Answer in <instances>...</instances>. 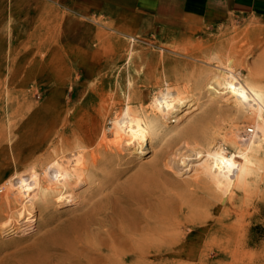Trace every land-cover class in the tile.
I'll use <instances>...</instances> for the list:
<instances>
[{
    "label": "rangeland",
    "instance_id": "rangeland-1",
    "mask_svg": "<svg viewBox=\"0 0 264 264\" xmlns=\"http://www.w3.org/2000/svg\"><path fill=\"white\" fill-rule=\"evenodd\" d=\"M132 49L135 57L141 56L133 74L150 72L146 84L136 80L132 88L138 84L148 99L163 89L166 81L175 90L198 95V84L219 65L213 61L216 56L226 65L232 61L243 77L255 73V81L264 84V26L254 21L237 20L209 34L200 33L194 44L175 49L161 46L152 36L120 34L105 21L77 17L42 0H0V226L12 211L5 205L8 180L17 172L29 173L32 167L41 172L53 158L62 156L66 130L89 135L101 125L114 102L119 104L118 98L129 93L127 57ZM82 52L86 54L80 58ZM203 117L211 133L227 136L235 126H240L242 136L248 128L256 131L253 117L237 114L228 106L220 110L211 103L168 129L179 126L184 130ZM169 131L163 133L164 145L173 140ZM181 144L172 145L171 156ZM125 154L124 161L136 159ZM155 154L148 153L120 183L134 177ZM259 158L261 166L246 188L236 189L227 198L200 184L194 173L176 178L183 186L172 191L177 212L173 216L176 225L168 231L172 234L167 233L170 241L161 244L158 259L144 263L264 264V147ZM94 188L84 185L77 190L82 198L78 205L58 207L54 203L49 215L40 210L30 228L32 234L6 238L0 227V263L29 253L69 218L80 214L79 207L88 200L83 196L88 198ZM180 209L189 223H180ZM224 250L240 252L225 256ZM136 263L129 259L123 264Z\"/></svg>",
    "mask_w": 264,
    "mask_h": 264
},
{
    "label": "bare ground",
    "instance_id": "bare-ground-1",
    "mask_svg": "<svg viewBox=\"0 0 264 264\" xmlns=\"http://www.w3.org/2000/svg\"><path fill=\"white\" fill-rule=\"evenodd\" d=\"M85 54L82 52L80 58ZM140 59L133 49L129 52V93L118 98L119 104L114 102L101 125L89 135L66 130L62 156L53 158L41 172L32 167L29 173L17 172L8 180L5 205L12 211L0 226L6 238L32 234L35 214L42 210L49 215L54 203L58 207L78 205L82 198L76 192L84 185H95V190L88 198L83 196L88 200L78 206L80 214L69 218L29 253L0 264H123L129 259L146 264V260L161 256V244L169 243L167 233L176 225L172 191L183 186L176 178L194 173L200 184L227 198L236 189L246 188L257 173L259 151L264 147V84L255 81V73L243 77L232 61L226 65L216 56L213 61L219 65L198 84V95L175 90L166 81L164 88L148 99L138 84L132 88L133 81L146 84L150 79L147 70L142 76L133 74ZM210 103L220 110L228 106L237 114L253 117L256 131L249 135L248 128L242 136L240 126H235L227 136L211 133L206 117L184 130L178 126L169 131L170 124L179 125L201 105ZM168 131L173 140L164 145ZM177 142L182 144L171 156L172 145ZM126 152L136 159L124 161ZM150 152H156L154 160L141 166L129 181L120 183L122 176ZM17 203L18 208L14 207ZM179 212L180 223H189L182 217V209ZM235 250L221 253L228 256L240 252ZM84 256L90 260H83Z\"/></svg>",
    "mask_w": 264,
    "mask_h": 264
},
{
    "label": "crops",
    "instance_id": "crops-1",
    "mask_svg": "<svg viewBox=\"0 0 264 264\" xmlns=\"http://www.w3.org/2000/svg\"><path fill=\"white\" fill-rule=\"evenodd\" d=\"M83 18L105 21L120 34L145 35L161 46L192 45L237 20L264 26V0H42Z\"/></svg>",
    "mask_w": 264,
    "mask_h": 264
},
{
    "label": "built area",
    "instance_id": "built-area-1",
    "mask_svg": "<svg viewBox=\"0 0 264 264\" xmlns=\"http://www.w3.org/2000/svg\"><path fill=\"white\" fill-rule=\"evenodd\" d=\"M254 130H255L254 128H249V129H248V134H249V135L254 134Z\"/></svg>",
    "mask_w": 264,
    "mask_h": 264
}]
</instances>
